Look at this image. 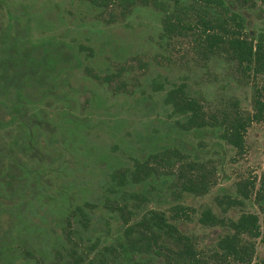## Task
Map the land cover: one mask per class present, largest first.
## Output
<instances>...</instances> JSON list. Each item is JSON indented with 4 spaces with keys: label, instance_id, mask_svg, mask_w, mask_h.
<instances>
[{
    "label": "trees",
    "instance_id": "16d2710c",
    "mask_svg": "<svg viewBox=\"0 0 264 264\" xmlns=\"http://www.w3.org/2000/svg\"><path fill=\"white\" fill-rule=\"evenodd\" d=\"M89 1L106 9L113 3L122 17L137 4L150 5L160 15L158 35L161 39L169 43L177 37L185 38L190 45L188 52L203 60L226 57L233 64L231 73L236 83L251 85L249 108L243 107L241 100L233 95L215 105H207L203 96L192 92L185 78L169 82V86L165 77L152 78L149 82L154 90L164 91L162 101L172 115H177L174 124L178 130L197 137L215 131L236 154L245 152L249 126L264 121V16L257 0ZM111 10L107 19L115 17ZM56 41L49 37L30 44L27 56L34 70L28 71L30 75L25 83L20 81L22 70L11 77H7V70H0V79L5 77L0 80V93L9 103L0 101V126L13 123L22 131L20 138L26 150H32L38 139L42 142L47 138L42 134L46 127L42 115L44 107L51 105L52 96L57 94L60 85L57 83L65 85L60 77L62 69L78 63V58L72 54V45H62L60 55L53 53ZM104 45L99 50H103ZM85 48L93 53L92 47ZM139 65L144 68L146 61L142 60ZM123 68L120 65L119 69L103 75L87 68L86 73L98 82H106L113 91L125 92L127 84L121 79ZM41 102L45 104L40 105ZM28 103L33 107L27 106ZM69 106L70 103L58 112L65 121L57 124L55 132L59 134L61 130L60 140L63 146L71 148L74 166L78 163L86 167L107 165L100 194L88 197L89 188L73 194L76 188L70 177L73 167L69 159L60 158V153L57 165L50 168L43 163V154L38 167L17 161L18 166L1 167L0 264L252 262L257 241L264 243V223L259 212L247 206L264 211V171L258 177L239 178L230 190L215 195L219 211L209 206L200 210L197 216L200 224L221 228L214 246L205 250L196 236L181 227V222L190 220L194 212V208L181 200L184 193L204 195L217 183L215 159L200 158L184 144L171 138L163 141L156 134L129 161L113 162L110 151L101 155L95 152V147L88 143V135L76 133L77 138H72L85 123L67 108ZM27 107L29 124L22 119L18 121ZM5 153L0 151V159L9 156ZM164 173L171 175V179L160 180ZM62 177H66V181L58 184L57 178ZM162 184L168 189L166 207L156 204V191ZM235 210L237 212L231 214ZM49 216L58 222L56 230L46 224ZM112 221L116 225L112 226ZM260 264H264V258Z\"/></svg>",
    "mask_w": 264,
    "mask_h": 264
},
{
    "label": "rangeland",
    "instance_id": "374dc122",
    "mask_svg": "<svg viewBox=\"0 0 264 264\" xmlns=\"http://www.w3.org/2000/svg\"><path fill=\"white\" fill-rule=\"evenodd\" d=\"M257 5L264 16V0H257ZM110 8L115 17L107 19ZM159 31V13L154 7L145 4L135 5L131 12L122 17L113 3L106 9L89 0H0V70H7V77L22 70L23 79L20 81L25 83L27 75H30L28 71L34 70L27 56L30 44L49 37L57 39L53 53L60 55L62 45L68 44L72 45V54L78 58L74 66L62 69L64 71L60 77L65 85L57 83L60 84L57 94L52 96L51 105L45 106L42 112L46 120L42 134L47 135L42 141L44 145L38 139L32 150H26L20 138L23 136L22 131L19 132L13 123L0 126V151L9 155L0 159L3 161L0 168L6 164L18 166L17 162L38 167L42 154L43 163L50 168V165H57L60 153V158L69 159L73 167L70 176L76 186L73 194L89 188L88 197L99 196L104 177L106 179L107 165L86 167L78 163L74 166L71 148L63 146L60 140L61 130L59 134L55 132L57 124L65 121L58 112L68 103L71 106L67 108L72 109L85 123L72 138H77L79 133L88 135V143L95 147V152L101 155L110 151L114 156L110 157L113 162L129 161L156 134L163 141L171 138V141L179 142L182 146L184 144L186 149L200 158L210 157L216 161L217 183L211 190L201 196L184 193L181 200L194 208L191 219L181 222V227L197 237L202 249L210 250L221 228L203 226L197 221V216L205 206L219 211L214 196L230 190L237 179L254 175L258 177L264 171V121L253 122L249 126L246 149L242 154H236L235 149L220 139L215 131L197 137L178 130L174 124L178 117L172 115L170 108L162 101L164 91L152 88L149 82L152 78L165 77L166 86L170 85L169 82L185 78L192 92L203 96L210 106L233 95L241 100L243 107L249 108L252 88L248 83H236L231 73L233 64L226 57L200 59L188 52L190 45L187 39L177 37L167 43L159 37ZM105 42L107 45H104ZM101 45L105 46L103 50H99ZM85 46L92 47L93 53H89ZM142 60L146 61L144 68L139 65ZM120 65L124 67L121 79L127 84L125 92L113 91L106 82H98L86 73L88 68L103 75L119 69ZM0 101L9 104L1 93ZM27 106L33 107L29 103ZM29 117L27 107L18 121L22 119L28 123ZM13 161H17L16 164ZM62 178H57L58 184L66 181V177ZM162 179L170 180L171 175L164 173ZM161 186L158 191L154 190L158 192L156 204L166 207L169 202L168 189L165 184ZM247 208L257 210L264 223V211L249 205ZM234 212L237 211H231V214ZM57 223L53 216L46 220V224L54 226L55 230ZM111 225L116 224L112 221ZM262 258L264 243L257 241L256 256L250 264H260Z\"/></svg>",
    "mask_w": 264,
    "mask_h": 264
},
{
    "label": "flooded vegetation",
    "instance_id": "af4514ba",
    "mask_svg": "<svg viewBox=\"0 0 264 264\" xmlns=\"http://www.w3.org/2000/svg\"><path fill=\"white\" fill-rule=\"evenodd\" d=\"M35 43H38V42H35Z\"/></svg>",
    "mask_w": 264,
    "mask_h": 264
}]
</instances>
